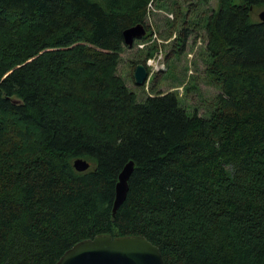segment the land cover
<instances>
[{"label":"trees","instance_id":"trees-1","mask_svg":"<svg viewBox=\"0 0 264 264\" xmlns=\"http://www.w3.org/2000/svg\"><path fill=\"white\" fill-rule=\"evenodd\" d=\"M157 1L0 0V264H57L99 235L146 238L165 264H264V0L207 19L209 117L117 76Z\"/></svg>","mask_w":264,"mask_h":264},{"label":"rangeland","instance_id":"rangeland-1","mask_svg":"<svg viewBox=\"0 0 264 264\" xmlns=\"http://www.w3.org/2000/svg\"><path fill=\"white\" fill-rule=\"evenodd\" d=\"M221 4L222 0H163L152 4L145 20L147 36L122 54L117 76L140 100L151 94L175 93L188 113L209 117L221 90L211 78L206 23ZM263 11L264 6L256 7L251 20L260 21ZM183 28L189 31L181 48ZM139 65L149 73L144 86H137L135 80Z\"/></svg>","mask_w":264,"mask_h":264},{"label":"water","instance_id":"water-1","mask_svg":"<svg viewBox=\"0 0 264 264\" xmlns=\"http://www.w3.org/2000/svg\"><path fill=\"white\" fill-rule=\"evenodd\" d=\"M259 19L264 23V11ZM147 36V30L140 24L124 32L125 45L132 49L135 41ZM149 73L145 66L139 65L135 72L137 86H144L148 81ZM77 172H86L91 168L84 159L74 161ZM135 164L128 163L119 175L116 186V199L113 214L116 216L120 207L127 198L129 180L134 172ZM57 264H165L160 249L143 237H113L99 235L94 239L82 241L67 251Z\"/></svg>","mask_w":264,"mask_h":264},{"label":"built area","instance_id":"built-area-1","mask_svg":"<svg viewBox=\"0 0 264 264\" xmlns=\"http://www.w3.org/2000/svg\"><path fill=\"white\" fill-rule=\"evenodd\" d=\"M151 63V62H150Z\"/></svg>","mask_w":264,"mask_h":264}]
</instances>
